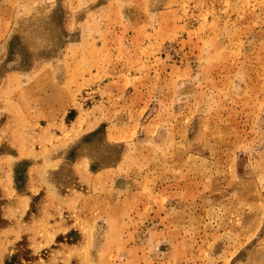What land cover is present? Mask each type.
I'll return each mask as SVG.
<instances>
[{
    "label": "rangeland",
    "instance_id": "374dc122",
    "mask_svg": "<svg viewBox=\"0 0 264 264\" xmlns=\"http://www.w3.org/2000/svg\"><path fill=\"white\" fill-rule=\"evenodd\" d=\"M12 175L0 264H264V0H0Z\"/></svg>",
    "mask_w": 264,
    "mask_h": 264
},
{
    "label": "crops",
    "instance_id": "0c3cea01",
    "mask_svg": "<svg viewBox=\"0 0 264 264\" xmlns=\"http://www.w3.org/2000/svg\"><path fill=\"white\" fill-rule=\"evenodd\" d=\"M12 177H13L12 178V185H11V181L10 180L9 181H2V180H0V188H3V190H7V192H10L11 193L12 192V187H13V190H14V187H15V184H14L15 183V179H14V176L13 175H12ZM13 192H15V191H13ZM31 192H32V194H37V191L34 188V186L31 187ZM29 197H30V195L26 194L25 196L22 195L19 198L20 199V202H21V205H22V207H21V213H23V214L26 213L27 210L30 207Z\"/></svg>",
    "mask_w": 264,
    "mask_h": 264
}]
</instances>
